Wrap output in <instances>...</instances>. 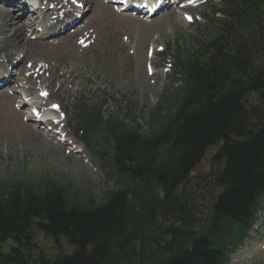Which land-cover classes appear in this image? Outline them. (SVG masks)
<instances>
[{
    "label": "trees",
    "instance_id": "16d2710c",
    "mask_svg": "<svg viewBox=\"0 0 264 264\" xmlns=\"http://www.w3.org/2000/svg\"><path fill=\"white\" fill-rule=\"evenodd\" d=\"M220 11L210 39L175 61L185 86L166 112L146 130L106 121L115 190L94 202L54 180L0 188V264H226L264 197V0H223ZM83 115L90 147L103 123L96 108ZM217 141L221 169L191 176ZM198 179L210 194L200 212ZM34 231L54 256L33 250Z\"/></svg>",
    "mask_w": 264,
    "mask_h": 264
},
{
    "label": "rangeland",
    "instance_id": "374dc122",
    "mask_svg": "<svg viewBox=\"0 0 264 264\" xmlns=\"http://www.w3.org/2000/svg\"><path fill=\"white\" fill-rule=\"evenodd\" d=\"M83 1H88L90 10L86 15L85 27L75 32L74 37L66 36L56 44L51 41L41 44L39 41L34 51L21 49L24 52L16 53L24 55V63L36 62L43 68V74L41 71L31 70L27 77L35 79L42 74L34 84L36 87L40 84L50 92L52 101L59 102L60 111L66 114L72 126L76 123L74 107L77 103L86 102L101 106L105 120L111 115H118L121 119L126 118L125 123H129L127 118L134 117L137 124L145 129L149 112L160 103L166 104L167 99L163 97L165 92L175 95L177 88L181 86V83H173L171 71H163L168 60H163L159 54H155L151 62L155 66L154 71L161 72L163 77L159 79L154 76L150 79L147 76L146 49L150 45L154 50L156 46L168 45L171 48L189 49L190 39L199 36V30L207 26L201 15L211 17L213 9L219 7V2L208 0L201 5L199 8L202 13H192L193 22L190 24L184 19H178L180 13L139 21L132 20L133 17L129 13H116L102 0ZM0 8L7 11L1 5ZM10 23L17 21L10 20L0 29V49L10 46L9 41H13L10 35H14L15 30L7 32L12 26ZM21 32L18 31L15 36L19 37ZM26 33L24 31L23 35ZM208 33L206 30L201 32L205 36ZM32 38L33 35L29 37L34 40ZM24 74L26 72L16 79L23 78ZM145 80L151 82V88L147 87ZM25 89L27 87H21V92H26ZM11 93L13 92L10 88L0 93V183H14L20 180L39 183L44 179L56 180L70 194L79 198L91 197L94 202L100 201L107 192L116 189V182L106 175L110 166L109 155L105 152L110 151V145L101 133L94 137L96 143H93L92 149H85L80 143H76V150L84 149L77 153L72 144L66 142L62 146L54 143L58 142V135L54 131L38 129L46 132L49 137L53 136L54 139L48 143L43 137H37V132H34L38 131L34 128L43 126L32 125L26 119L25 113L18 111L19 106L15 103L18 96H11ZM252 101L255 103L256 99ZM64 129L67 139L71 140L69 132L73 133L75 128L72 127L69 131L64 125ZM216 150L217 146L208 150L194 174L208 178L210 171L220 166L219 162L213 160ZM198 180L200 209L197 212H200L204 209L209 194L206 184L201 179ZM200 215L197 213V217ZM256 221L257 227H251L236 251L229 256L227 264H264V209L257 213ZM33 242L36 247L47 249L51 245V240L40 232L34 234ZM60 244L63 249H68L62 240Z\"/></svg>",
    "mask_w": 264,
    "mask_h": 264
},
{
    "label": "bare ground",
    "instance_id": "6f19581e",
    "mask_svg": "<svg viewBox=\"0 0 264 264\" xmlns=\"http://www.w3.org/2000/svg\"><path fill=\"white\" fill-rule=\"evenodd\" d=\"M9 2H5L4 0H0V5L5 7V9L7 11H4L0 8V29L3 28L4 24L6 22H10V20H15L17 21V23H10L12 26L10 28H8L7 32H11L12 30H15L14 31V35H10V38L13 39V41H9L10 43V46H8L7 48L11 51H5L4 48L1 49V52H2V55H3V58L6 60V61H9V59L17 52H24L22 50H27L29 51L28 49H32V51H34L36 49V47L38 46V43L39 41H41L40 43L41 44H44L46 42H50V41H61L62 39L66 38V34L70 31H67L66 33L64 34H61V35H55L57 39L55 38H51V36L48 35V29L52 28L53 30H59V25L61 24V18H58L57 15H58V12L60 10H62L63 14L61 15H65V17H69L70 14H73L74 10H73V3L71 0H63V3L61 4V6L58 8V10L56 9H46L47 13H51L52 15V19L49 20V27H46V31H42L39 35L37 34V37L38 40H31L29 39V33L32 34V33H37L38 32V25L39 23L41 22L42 23V20L43 18L41 16H36V15H32L30 17H28L27 15L24 16V20L20 19V14H22V9L24 8L23 6L22 7H18V11L20 13L16 14L14 11L12 10H9L10 7H12L11 5L16 4L17 3V0H8ZM181 0H178V2H180ZM13 2V3H11ZM199 3V2H198ZM14 8H16V5H13ZM172 8V6H171ZM177 8V12H176V15L178 13H180V16L178 17L179 19L182 17V14L183 12H186V11H189L192 9V7L190 5H185L183 6L182 8ZM85 14V13H84ZM169 15V14H168ZM52 22H57L56 24H53L52 26H50V23ZM20 25H17L19 24ZM76 23V22H75ZM67 24L66 22L64 23V25ZM83 28V27H82ZM62 27L60 28V30L62 31ZM18 31H22L21 34L19 35V37H16L15 34L18 32ZM24 31H26L27 33L23 35ZM78 32V31H77ZM71 33V32H70ZM60 36V37H59ZM72 36V35H71ZM75 35H73L74 37ZM53 37V36H52ZM27 38V40H26ZM30 41H33V42H30ZM12 43V44H11ZM34 45V46H33ZM22 49V50H21ZM30 52V51H29ZM26 53V52H25ZM34 54V52L32 53ZM17 55V54H15ZM28 56V54H27ZM23 58H25L23 56ZM141 58V57H140ZM139 61V60H138ZM142 61V60H141ZM139 61V62H141ZM3 63V62H2ZM26 64V63H25ZM36 62H32V64L29 66V70H32V71H35V72H40L42 71L41 68H38ZM159 74H156L154 73L153 75H150V79H153L154 76H158ZM14 79V78H13ZM156 79V78H155ZM154 79V80H155ZM13 83L18 87L19 85V90L15 92V94H17V99H18V102L20 103L21 107L24 109L25 108V101L22 99V96H20V93L21 92V87L22 85L21 84H18L17 85V81L14 82L13 80ZM145 84L147 85V87L149 86L150 88L152 87V84L151 82H147V80H145ZM13 87V86H12ZM2 88H4L2 86ZM1 88V89H2ZM31 88V87H30ZM30 88H27L25 89L26 92H30ZM19 92V93H18ZM41 105H45V103L41 104ZM31 125V124H30ZM32 126V125H31ZM33 132V131H32ZM34 132H37L36 135L37 137H43V139H45L48 143L52 141V137H49L46 133L38 130V131H34ZM81 147V146H80Z\"/></svg>",
    "mask_w": 264,
    "mask_h": 264
},
{
    "label": "snow or ice",
    "instance_id": "6c2138e0",
    "mask_svg": "<svg viewBox=\"0 0 264 264\" xmlns=\"http://www.w3.org/2000/svg\"><path fill=\"white\" fill-rule=\"evenodd\" d=\"M189 19H190V17H189ZM53 107H57L56 105H53Z\"/></svg>",
    "mask_w": 264,
    "mask_h": 264
}]
</instances>
